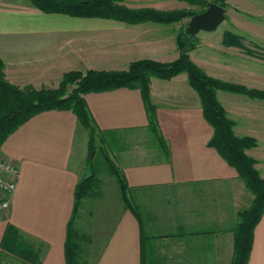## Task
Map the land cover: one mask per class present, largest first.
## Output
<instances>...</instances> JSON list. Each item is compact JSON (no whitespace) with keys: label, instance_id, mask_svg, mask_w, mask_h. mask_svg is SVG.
<instances>
[{"label":"crops","instance_id":"obj_1","mask_svg":"<svg viewBox=\"0 0 264 264\" xmlns=\"http://www.w3.org/2000/svg\"><path fill=\"white\" fill-rule=\"evenodd\" d=\"M149 1L128 7L168 10L166 0ZM180 28L45 13L31 0H0V59L6 80L20 90L56 89L71 71L173 62ZM150 98L160 135L150 128L139 89L84 96L99 134L113 149L137 215L126 206L103 157L114 187L95 190L81 202L75 229L82 236V263L232 264L236 213L250 204L251 195L237 170L209 145L214 129L187 73L152 78ZM217 98L237 124L242 119L247 127L242 136L258 140L247 153L264 178V102L225 91ZM89 142L70 110L41 112L6 139L0 154L20 176L10 211L0 214V264H67L76 187L90 175L84 174ZM248 264H264V216L254 229Z\"/></svg>","mask_w":264,"mask_h":264},{"label":"trees","instance_id":"obj_2","mask_svg":"<svg viewBox=\"0 0 264 264\" xmlns=\"http://www.w3.org/2000/svg\"><path fill=\"white\" fill-rule=\"evenodd\" d=\"M123 0H31L45 13H60L74 17L105 18L123 21L130 24L146 21L156 23H179L186 18L197 15L188 11H159L155 9H129L119 5ZM200 3L207 8L212 3L225 8L227 0H189ZM204 12V11H203ZM202 13V12H201ZM200 14V13H199ZM234 36L225 33L223 43L233 45ZM179 57L170 63L153 60H140L130 64L125 71L89 70L86 73L71 71L66 73L56 89L20 90L10 84L4 74V63L0 59V148L6 139L21 125L35 115L49 110H70L76 114L80 124L88 131L90 146L98 132L95 120L88 108L84 96L88 93H100L119 88L139 89L146 106L150 128L160 135L157 125L156 107L150 98V82L152 78L169 80L181 73H187L191 87L198 93L202 101L206 121L214 129L209 142L222 158L234 167L254 199L250 208L239 213V222L235 228L234 258L232 264H248L254 239V229L264 216V178L256 169L257 161L246 154V150L258 145L256 138L237 136L234 133V121L217 98L218 90L247 95L251 98L263 99L264 91L249 89L226 83L209 76L191 59L190 53L197 47L195 36L185 29H180L177 36ZM103 156L108 162L126 206L137 215L129 199V187L125 177L112 164L107 153ZM100 180L92 172L84 177L75 191V205L72 218L68 224L65 254L67 264H84L81 260V237L75 229L76 218L81 201L92 191Z\"/></svg>","mask_w":264,"mask_h":264},{"label":"rangeland","instance_id":"obj_3","mask_svg":"<svg viewBox=\"0 0 264 264\" xmlns=\"http://www.w3.org/2000/svg\"><path fill=\"white\" fill-rule=\"evenodd\" d=\"M128 3L130 6H136L137 4L143 6L151 4L152 2L149 0H123L119 5L129 8ZM166 8L168 9L166 11L183 10L194 14H199L208 9L207 6L203 4L196 2L193 3L189 0H166ZM225 9L227 10L226 19L216 30L212 32L202 31L195 36L197 47L191 51L193 52L191 59L209 76L219 79L220 81L244 86L249 89L264 91V0H227ZM190 20L191 17L179 22L180 29H185ZM225 33H231L234 38H231L230 40L236 43L233 45H225L223 43ZM219 91L224 90H218V92ZM225 92L244 95L230 91ZM251 99L264 102L263 99ZM227 116L229 117L228 113ZM232 120L235 124L233 128L234 133L236 134V130L238 129L240 133L236 135L243 137L241 130L246 132L247 127L243 126L242 119L238 121V124L234 119ZM250 124H253L251 125L250 130H254L256 128L255 124L251 122ZM237 125L238 127H236ZM154 133L157 134L156 132ZM104 139L105 138L97 132L94 138V143L90 146V150L87 152L86 157L88 168L84 171V174H90L93 172L95 175L97 174L96 177L98 180L99 177L102 180L101 183L96 186V191H100V189L103 191L112 190L114 187V177L111 176L103 158L104 150L114 165L115 163L113 162L112 155L113 149L105 144ZM248 150H246V154L250 156L247 153ZM250 157L254 158L252 156ZM257 163L255 165L256 169ZM243 183L246 190L251 195V200L248 206H244L238 211V213H236V226L239 222V213L250 208L254 199L253 193L247 188L244 181ZM94 192L95 191H92L91 193Z\"/></svg>","mask_w":264,"mask_h":264},{"label":"built area","instance_id":"obj_4","mask_svg":"<svg viewBox=\"0 0 264 264\" xmlns=\"http://www.w3.org/2000/svg\"><path fill=\"white\" fill-rule=\"evenodd\" d=\"M19 176L17 166L0 154V214L10 211Z\"/></svg>","mask_w":264,"mask_h":264},{"label":"water","instance_id":"obj_5","mask_svg":"<svg viewBox=\"0 0 264 264\" xmlns=\"http://www.w3.org/2000/svg\"><path fill=\"white\" fill-rule=\"evenodd\" d=\"M227 10L215 3L209 8L191 18L186 27V32L196 36L200 32H212L216 30L226 19Z\"/></svg>","mask_w":264,"mask_h":264}]
</instances>
